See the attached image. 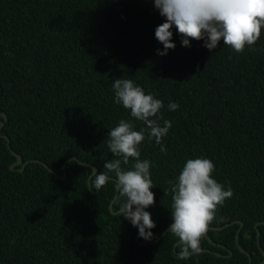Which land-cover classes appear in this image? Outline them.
I'll return each instance as SVG.
<instances>
[{
	"label": "trees",
	"instance_id": "trees-1",
	"mask_svg": "<svg viewBox=\"0 0 264 264\" xmlns=\"http://www.w3.org/2000/svg\"><path fill=\"white\" fill-rule=\"evenodd\" d=\"M163 22L153 0H0V112L8 116L0 134V264H250L242 250L252 264L264 261V28L237 54L223 41L212 51L203 40L183 47L173 27L176 47L159 56L155 30ZM117 78L163 101L172 123L161 141L166 154L147 134L139 145L140 159L153 165L151 241L137 242L138 229L112 212L114 174L92 193L91 168L80 163L107 171L104 163L117 158L106 143L110 129L121 119L146 127L114 102ZM169 101L178 110L169 111ZM3 136L29 162L23 172L11 170L17 159ZM73 157L80 162L67 163ZM201 157L233 196L201 240L205 251L179 260L174 235L154 242L173 222L169 181ZM35 161L60 175L66 165L67 180ZM238 221L245 225L238 239L240 223L214 229Z\"/></svg>",
	"mask_w": 264,
	"mask_h": 264
},
{
	"label": "clouds",
	"instance_id": "clouds-1",
	"mask_svg": "<svg viewBox=\"0 0 264 264\" xmlns=\"http://www.w3.org/2000/svg\"><path fill=\"white\" fill-rule=\"evenodd\" d=\"M153 3L165 20L155 30V38L163 45V51L157 49L159 56L167 55L176 47L172 42L173 27L181 37L183 47H190L191 40H203V46L212 51L223 41L237 54L243 53L246 46L255 45L264 28V0H153ZM112 88L114 102L129 110L131 117L146 127L137 131L131 120L121 119L110 129L106 143L117 158L104 163L103 168L107 171L97 173L91 169L88 187L100 191L110 181L109 174H114L115 190L124 198L116 214L136 227L140 238L151 241L154 239L151 230L156 225L145 209L155 202L154 193L150 191L155 187L150 175L153 165L147 159H140L139 145L147 134V139H154L160 145V151L166 154L167 148L161 141L172 123L161 113L163 101L146 94L133 80L117 78ZM178 108L177 103L169 101V111ZM130 158L134 163L129 168L126 166ZM214 168L210 159H188L175 182L169 181L173 222L168 233L178 240L179 260L201 254V240L216 218L218 207L233 196L231 187L225 189L223 184L212 178Z\"/></svg>",
	"mask_w": 264,
	"mask_h": 264
},
{
	"label": "water",
	"instance_id": "water-1",
	"mask_svg": "<svg viewBox=\"0 0 264 264\" xmlns=\"http://www.w3.org/2000/svg\"><path fill=\"white\" fill-rule=\"evenodd\" d=\"M0 116L4 119V121L0 122V134H2V130H3V128H4L5 124H6V122L8 121V116H7L5 113H1V112H0ZM3 137H4V138L6 139V141H7L8 148L10 149V151L12 152V154H13V155L16 157V159H17L16 162L13 163V164L11 165V167H10L11 170L14 171V170L16 169V167L21 166V169H20L19 171H20V172H23L24 169H25V167H26V165H27L29 162H24L23 157L20 156V155H18V154H16V153L11 149V142H10V139H9L7 136H3ZM71 161H78V162H80L79 159H78L77 157H73V158H71L70 160L67 161V163H69V162H71ZM35 162L40 163V164H42L43 166H45L50 172L54 173V174L57 176L58 179H60V180H67L68 175H67V173H66V165L64 166V173H63V175H60V174L56 173L53 169H51L50 167H48L45 163H42L41 161H35ZM67 163H66V164H67ZM80 163H81L82 165L86 166V167H90L91 169H95L96 172H98V169H97L96 167H94V166H92V165H90V164L84 163V162H80ZM111 179H112V178H111ZM111 179H110V180H111ZM89 189H90V191H91L92 193H97V192H99V191H96V192L92 191V189H91L90 187H89ZM118 198H119V194H117L115 200H114V201L112 202V204H111V210H112V212H113L114 214L117 213V212L114 211V206H115V204H116ZM238 223L241 224V228H240V230H239V233L237 234V239H238V236H239L240 232L243 231L244 226H245V225H244V222H242V221L234 222V223L228 224V225L225 226V227H222V228H214V229H216V230H223V229H225V228H227V227H230V226L235 225V224H238ZM260 225H264V222L259 223V224H258V227H259ZM258 227H257V232H258L257 236H258V238H259V236H260V232H259ZM167 234H168V229H167V231L162 235V237L159 238V239H157L154 243L162 241V239L165 238V237L167 236ZM247 237L250 238L251 235H248V234H247ZM140 240H141V238L138 237V238H137V242H140ZM258 243H259V247L261 248L260 242H258ZM204 251H205V250H202V252H204ZM242 251H243L244 253H246V254L249 256L250 264H252V258H251V255H250L248 252H246L245 250H242ZM262 251H263V250H262ZM216 254H217L219 257H222L221 254H218V253H216ZM263 254H264V251H263ZM261 264H264V261L261 262Z\"/></svg>",
	"mask_w": 264,
	"mask_h": 264
}]
</instances>
